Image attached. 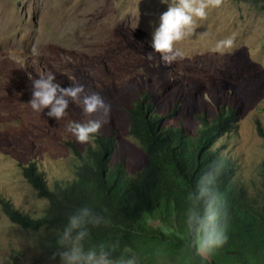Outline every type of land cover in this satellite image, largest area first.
<instances>
[{"label": "rangeland", "instance_id": "1", "mask_svg": "<svg viewBox=\"0 0 264 264\" xmlns=\"http://www.w3.org/2000/svg\"><path fill=\"white\" fill-rule=\"evenodd\" d=\"M0 5L6 13L0 11V198L15 211L36 219L49 204L27 176L26 156L52 189L73 177L95 144H81L66 131L68 120H86L80 106L70 103L68 117L59 121L47 117L48 109L37 113L30 108L29 74L38 79L47 73L61 87L83 85L86 93H97L110 104L100 135L114 136L111 161H122L131 174L146 159L144 141L130 124L133 91L163 87L160 100L152 95L154 104L162 102L157 108L180 101L188 117L185 125L195 128L196 113L205 104L203 114L210 117L223 88L229 101L220 107L232 99L237 112L234 130L223 137L224 153L236 164L250 198L264 210L259 176L264 139L256 128V121L264 124V0H225L209 9L207 18L197 21L196 35L177 44L184 58L171 64L151 47L149 21L158 23L166 10L161 0H0ZM8 15L17 21L9 23ZM229 36L235 38L234 49L213 51L218 40ZM44 227L13 222L0 200V264H59L49 257L63 230ZM133 255L137 264H150L130 247L113 259Z\"/></svg>", "mask_w": 264, "mask_h": 264}, {"label": "trees", "instance_id": "2", "mask_svg": "<svg viewBox=\"0 0 264 264\" xmlns=\"http://www.w3.org/2000/svg\"><path fill=\"white\" fill-rule=\"evenodd\" d=\"M162 88L151 86L144 92L133 91L129 104L132 130L145 144L146 159L138 172L131 174L122 161H111L114 136L98 135L93 150L81 157L73 177L55 183L52 189L46 188L43 174L26 156L27 176L49 204L43 216L32 219L15 211L1 197L5 212L13 222L24 226L44 224L46 229L63 230L68 216L76 209L87 205L102 213L107 208L110 223L92 228L84 247L97 252L103 248L111 259L120 257L124 248L130 247L150 264L162 260L172 264H264V210L250 198L237 177L236 164L224 153V138L234 130L237 118L236 109L230 105L232 99L229 106L220 107V103L229 101L221 88L213 114L204 115L203 104L201 112L196 113L197 127L190 128L185 125L188 117L182 112L180 101L164 110L157 108L161 101L154 104L152 95L160 96L158 100L165 96ZM256 124L264 139V124ZM214 160H223L216 188L226 213L228 239L204 258L196 255L191 245L194 237L185 214L189 192ZM259 176L264 187V161Z\"/></svg>", "mask_w": 264, "mask_h": 264}, {"label": "clouds", "instance_id": "3", "mask_svg": "<svg viewBox=\"0 0 264 264\" xmlns=\"http://www.w3.org/2000/svg\"><path fill=\"white\" fill-rule=\"evenodd\" d=\"M166 3V10L161 12L156 21H149L152 27L151 47L166 63H173L184 58V53L177 44L196 35L197 21L207 18L209 9L221 7L225 0H161ZM204 35V34H202ZM236 47L233 36L216 42L213 51L223 53ZM30 108L37 113H44L57 121L68 117L67 109L73 103L82 108L86 117L84 122L68 120L66 131L81 144L94 143L101 129L108 122L110 104L97 93L88 94L83 85L73 84L61 87L54 74L47 73L32 79ZM223 168V160H214L200 176L195 188L189 192V205L186 211V225L192 232L191 242L195 254L207 258L216 248L227 242L226 213L222 211L221 196L216 188L217 180ZM96 212L90 206H82L68 216V221L57 240L58 248L49 257L59 264H137L136 257L110 258L103 248L85 250L84 242L90 237L91 229L107 226L110 220L106 214ZM130 251V250H128Z\"/></svg>", "mask_w": 264, "mask_h": 264}, {"label": "bare ground", "instance_id": "4", "mask_svg": "<svg viewBox=\"0 0 264 264\" xmlns=\"http://www.w3.org/2000/svg\"><path fill=\"white\" fill-rule=\"evenodd\" d=\"M92 2V1H91ZM93 4V3H92ZM91 4V5H92ZM1 6V5H0ZM96 7V6H95ZM60 9V8H59ZM0 11L2 12V13H5V5L4 6H1L0 7ZM57 12V11H56ZM72 12V11H71ZM6 14V13H5ZM57 14V13H56ZM59 14H60V12H59ZM79 16H81V15H79ZM50 17V16H49ZM48 17V18H49ZM59 17V16H58ZM55 18H57L56 17V15H55ZM17 19H18V17H13V16H11V15H8V17H7V20H8V22L9 23H13L14 21L16 22L17 21ZM83 22V21H82ZM60 26V25H59ZM44 27H45V25H44ZM85 27V26H84ZM59 30V29H58ZM57 32V31H56ZM52 34V33H51ZM154 72V71H153ZM171 104V103H170Z\"/></svg>", "mask_w": 264, "mask_h": 264}]
</instances>
